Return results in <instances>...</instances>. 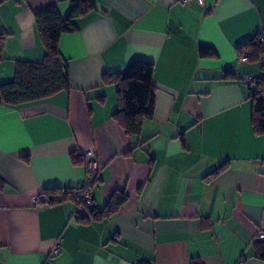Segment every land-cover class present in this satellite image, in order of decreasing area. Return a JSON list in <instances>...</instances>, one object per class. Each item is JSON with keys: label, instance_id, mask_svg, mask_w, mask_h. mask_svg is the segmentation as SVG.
Returning <instances> with one entry per match:
<instances>
[{"label": "crops", "instance_id": "obj_1", "mask_svg": "<svg viewBox=\"0 0 264 264\" xmlns=\"http://www.w3.org/2000/svg\"><path fill=\"white\" fill-rule=\"evenodd\" d=\"M96 1L59 38L70 90L0 104V264H264L255 243L264 233V134L253 131L254 86L241 77L260 75L262 50L238 62L264 31V0ZM55 3L0 0V82L13 78L16 60L42 59L34 13ZM133 61L153 64L155 109L128 136L113 119L117 85L101 78ZM89 149L105 165L78 218L65 193L83 183L85 167L70 154ZM49 189H60L54 202L33 205ZM115 193L125 202L95 217Z\"/></svg>", "mask_w": 264, "mask_h": 264}, {"label": "trees", "instance_id": "obj_2", "mask_svg": "<svg viewBox=\"0 0 264 264\" xmlns=\"http://www.w3.org/2000/svg\"><path fill=\"white\" fill-rule=\"evenodd\" d=\"M67 2L68 11L63 14L57 3ZM96 0H56L34 13L35 28L44 46V55L39 61L16 60L13 78L0 82V104L21 106L45 99L59 91H69L71 88L68 65L59 51V38L63 33L74 32L78 29L77 18L95 10ZM4 33L0 32V46ZM258 36L241 48L252 47L248 61L256 58L262 50V44L257 43ZM242 53V52H241ZM240 53V54H241ZM201 57L215 56L213 50L200 48ZM153 64L147 61L131 62L124 73H105L101 82L117 85L118 108L113 119L128 136H137L145 120L152 119L155 109V86L153 84ZM264 86V82L261 83ZM249 96L252 102L251 124L256 135L264 134V99L259 96L256 87H250ZM73 164H84L85 157L77 152H71ZM225 167V163L214 169L209 175L216 174ZM100 173V172H99ZM95 177V182L98 176ZM4 181L0 178V189ZM66 188L63 191H70ZM60 189L44 190L47 202L53 203L51 194L59 193ZM50 194V195H49ZM124 193H115L106 203L102 212H95V217L114 214L125 202ZM90 208H87L89 211ZM84 216V215H83ZM81 217V216H80ZM79 218V217H78ZM256 257L264 261V238L256 240ZM190 264H200L193 258Z\"/></svg>", "mask_w": 264, "mask_h": 264}, {"label": "built area", "instance_id": "obj_3", "mask_svg": "<svg viewBox=\"0 0 264 264\" xmlns=\"http://www.w3.org/2000/svg\"><path fill=\"white\" fill-rule=\"evenodd\" d=\"M181 3H186L188 0H178ZM193 2L197 5H201L204 3V0H193ZM258 40L264 44V31H261L258 35ZM250 51L245 50L241 56L238 58V62L247 61L249 57ZM261 72L259 76L253 75H243L241 76L243 80L250 86L256 87L259 92V96L264 99V86H262V82H264V48H262L261 53ZM85 162V179L83 183L75 190H72L70 193H65V198L69 201H73L75 203V215L77 217L83 216L87 210V208L92 203V195H91V187L95 182V177L104 167L105 162L102 158H100L94 150H87L84 154ZM67 192V191H66ZM47 202V196L45 194H36L32 197V203L35 206H38L42 203ZM259 238H264V233H258Z\"/></svg>", "mask_w": 264, "mask_h": 264}]
</instances>
